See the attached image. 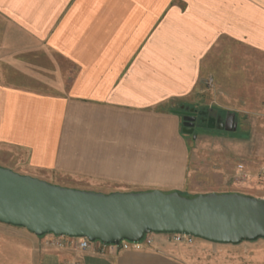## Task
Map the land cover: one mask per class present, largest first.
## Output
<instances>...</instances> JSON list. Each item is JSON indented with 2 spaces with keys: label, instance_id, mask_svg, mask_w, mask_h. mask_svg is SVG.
Listing matches in <instances>:
<instances>
[{
  "label": "crops",
  "instance_id": "1",
  "mask_svg": "<svg viewBox=\"0 0 264 264\" xmlns=\"http://www.w3.org/2000/svg\"><path fill=\"white\" fill-rule=\"evenodd\" d=\"M250 55L264 58V0H0V166L103 194H187L182 112L204 110L203 80ZM234 187L197 195L264 198ZM50 237L0 224V264H264V239L152 234L102 254Z\"/></svg>",
  "mask_w": 264,
  "mask_h": 264
},
{
  "label": "water",
  "instance_id": "2",
  "mask_svg": "<svg viewBox=\"0 0 264 264\" xmlns=\"http://www.w3.org/2000/svg\"><path fill=\"white\" fill-rule=\"evenodd\" d=\"M194 109L182 112L183 133L196 127ZM220 120L209 119L214 129ZM218 129L236 132L230 114ZM0 224L37 237L86 238L119 244L150 234H187L214 244L239 245L264 239V198L215 192L188 198L179 192L103 194L66 188L0 166Z\"/></svg>",
  "mask_w": 264,
  "mask_h": 264
},
{
  "label": "rangeland",
  "instance_id": "3",
  "mask_svg": "<svg viewBox=\"0 0 264 264\" xmlns=\"http://www.w3.org/2000/svg\"><path fill=\"white\" fill-rule=\"evenodd\" d=\"M225 66L221 74L203 80L199 93L202 106L198 107L212 108L216 113L222 111V116L235 114L238 129L230 133L196 126L193 134H186L190 165L187 194L181 193L184 197L225 190L231 184L240 186L231 190L264 195V181L252 183L253 176L246 185L234 181L239 163L245 164L252 175L264 166V58L253 55L242 59L228 57ZM209 78L213 79L210 85L207 84ZM51 180L55 182L57 178ZM244 186L247 189L244 190Z\"/></svg>",
  "mask_w": 264,
  "mask_h": 264
},
{
  "label": "built area",
  "instance_id": "4",
  "mask_svg": "<svg viewBox=\"0 0 264 264\" xmlns=\"http://www.w3.org/2000/svg\"><path fill=\"white\" fill-rule=\"evenodd\" d=\"M213 79L209 78L207 84H212ZM255 179L264 181V166H261L255 175H252L251 172L248 170L245 164L239 163L236 166L235 174H234V181L238 184H248ZM172 241L177 244H184V245H193L197 238L192 235L187 234H170ZM100 244L99 252L105 253L108 249L111 250H141L144 246H151L153 244L152 234L146 235L141 241L132 242L128 240H123L119 244H106L101 241H95ZM47 245L55 247V248H65L71 246L81 251L89 250L94 242L86 238H75L69 236H56L51 235V237L47 240Z\"/></svg>",
  "mask_w": 264,
  "mask_h": 264
},
{
  "label": "flooded vegetation",
  "instance_id": "5",
  "mask_svg": "<svg viewBox=\"0 0 264 264\" xmlns=\"http://www.w3.org/2000/svg\"><path fill=\"white\" fill-rule=\"evenodd\" d=\"M190 109H188L187 113H189ZM185 112V111H184ZM191 115H194L196 118L195 125L199 127H206L209 124V119L210 118H215L216 120H220V122L216 123V127L218 128V125L226 120L228 116H222L221 114H218L214 112L213 109L211 110H194V113H190ZM214 128V129H215Z\"/></svg>",
  "mask_w": 264,
  "mask_h": 264
},
{
  "label": "trees",
  "instance_id": "6",
  "mask_svg": "<svg viewBox=\"0 0 264 264\" xmlns=\"http://www.w3.org/2000/svg\"><path fill=\"white\" fill-rule=\"evenodd\" d=\"M192 198V197H191Z\"/></svg>",
  "mask_w": 264,
  "mask_h": 264
}]
</instances>
